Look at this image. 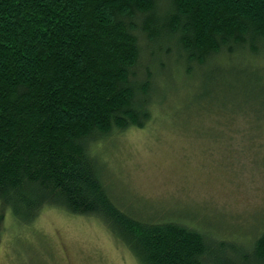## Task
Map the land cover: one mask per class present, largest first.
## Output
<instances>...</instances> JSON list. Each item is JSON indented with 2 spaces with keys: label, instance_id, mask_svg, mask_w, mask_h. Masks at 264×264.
Instances as JSON below:
<instances>
[{
  "label": "trees",
  "instance_id": "16d2710c",
  "mask_svg": "<svg viewBox=\"0 0 264 264\" xmlns=\"http://www.w3.org/2000/svg\"><path fill=\"white\" fill-rule=\"evenodd\" d=\"M170 66L204 75L201 109L219 111L224 77L241 89L220 112L254 102L264 121V0H0V202L26 226L47 208L95 217L139 264H264V228L140 219L105 182L95 149L148 125Z\"/></svg>",
  "mask_w": 264,
  "mask_h": 264
},
{
  "label": "rangeland",
  "instance_id": "374dc122",
  "mask_svg": "<svg viewBox=\"0 0 264 264\" xmlns=\"http://www.w3.org/2000/svg\"><path fill=\"white\" fill-rule=\"evenodd\" d=\"M176 71L170 66L158 85L160 105L145 128L115 133L95 149L105 182L140 219L253 240L264 228V121L251 113L254 102L236 117L220 112L230 107L226 96L240 92L233 79H219L212 95L220 109L207 111L198 106L204 75ZM0 264L139 262L95 217L47 208L26 226L0 202Z\"/></svg>",
  "mask_w": 264,
  "mask_h": 264
}]
</instances>
